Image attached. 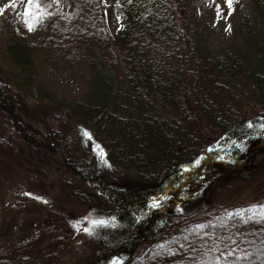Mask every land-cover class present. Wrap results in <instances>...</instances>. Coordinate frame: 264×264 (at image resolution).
Masks as SVG:
<instances>
[{
	"label": "trees",
	"instance_id": "obj_1",
	"mask_svg": "<svg viewBox=\"0 0 264 264\" xmlns=\"http://www.w3.org/2000/svg\"><path fill=\"white\" fill-rule=\"evenodd\" d=\"M62 1L37 0L41 14L27 17L37 30L32 41L22 33L27 0L3 6L8 55L21 67L38 53L53 69L89 66L88 97L44 129L23 120L19 93L0 80V154L24 148L29 160L63 168L108 202L110 225L97 227L85 264H264V193L209 206L202 198L220 186L219 168L226 174L264 146V0H251L248 58L220 56L204 38L193 39L192 0H162L149 17L133 2L120 8L127 17L120 40L108 28L104 0ZM77 130L147 187L117 186L98 151L76 146ZM255 174L241 178L263 186ZM67 194L87 201L80 187ZM70 254L58 235L0 248V264H80Z\"/></svg>",
	"mask_w": 264,
	"mask_h": 264
},
{
	"label": "rangeland",
	"instance_id": "obj_2",
	"mask_svg": "<svg viewBox=\"0 0 264 264\" xmlns=\"http://www.w3.org/2000/svg\"><path fill=\"white\" fill-rule=\"evenodd\" d=\"M194 7L190 18L189 32L195 41L204 38L209 49L220 56L242 55L248 58L247 44L256 29V12L251 0H232L231 6L225 0H192ZM10 0H0V8ZM56 6L63 1L51 0ZM136 9L149 17L160 8L162 0H131ZM129 0H104L105 14L111 34L120 40L126 26L127 17L124 8ZM120 20L117 22L116 17ZM122 25V27H121ZM23 36L32 41L37 36L33 26L29 31L24 24ZM0 80L12 86L23 102L20 114L24 121L34 127L48 128L55 125L59 118L69 113L70 109L88 97L90 68L85 64L67 65L65 68L53 69L40 53L32 64L18 66L9 58L7 38L0 25ZM71 126V120L68 119ZM74 143L82 153L96 150L103 166L121 188L145 189L146 183L134 174L123 171L111 164L105 152L99 146L93 148L85 135L76 131L71 133ZM0 154V248L22 245L40 239H51L63 235L67 239L70 258L80 264L93 259L92 239L98 236L97 227L105 229L107 212L110 205L88 183L75 181L63 168L39 166L38 162L29 160L25 149L17 147L14 153L1 151ZM231 169L223 174L219 168L216 175L218 188L212 189L202 198L209 206L213 202H230L246 198L251 190V197L258 198L264 193L261 187L248 186L250 178L264 180V146L254 153L237 161ZM241 178V181H238ZM237 179V180H235ZM221 181V182H220ZM225 181L224 183H222ZM254 185V184H250ZM71 186L80 187L87 196V201L80 203L69 198ZM40 197V199H36ZM189 202L181 205L187 209ZM264 209V204L262 203ZM92 220H104L105 224H92ZM88 229L89 231H84ZM77 248V250H74ZM69 257V256H68ZM78 258V259H77Z\"/></svg>",
	"mask_w": 264,
	"mask_h": 264
},
{
	"label": "snow or ice",
	"instance_id": "obj_3",
	"mask_svg": "<svg viewBox=\"0 0 264 264\" xmlns=\"http://www.w3.org/2000/svg\"><path fill=\"white\" fill-rule=\"evenodd\" d=\"M55 2L56 3H59V0H55ZM129 2H131V0H129ZM225 2L229 5V7L231 6V2H232V0H225ZM10 3H12L13 4V6H14V0H10ZM117 4H119V0H117ZM40 8H41V5L37 2V0H27V3H26V5H25V10H24V16H25V21H24V23H25V25L28 27V29H29V31H31L32 30V28H33V23L29 20V19H27V17L31 14V15H33V16H38V15H40L41 13H40ZM33 9H35L36 11H33ZM3 11V8H0V12H2ZM43 14H47L46 12H44ZM116 20H117V22H119V20H120V17L119 16H117L116 17ZM121 27H122V25H121ZM249 127H251V125H249ZM194 163H196V164H198L199 163V160H196ZM36 199H40V197H36ZM158 204H159V201L158 200H156V199H153L152 200V206L153 207H156V206H158ZM91 223L92 224H105L106 223V221H104V220H92L91 221ZM84 231H89L88 229H84Z\"/></svg>",
	"mask_w": 264,
	"mask_h": 264
}]
</instances>
